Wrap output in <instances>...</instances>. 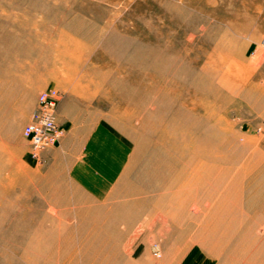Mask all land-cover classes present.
Instances as JSON below:
<instances>
[{
	"label": "rangeland",
	"instance_id": "1",
	"mask_svg": "<svg viewBox=\"0 0 264 264\" xmlns=\"http://www.w3.org/2000/svg\"><path fill=\"white\" fill-rule=\"evenodd\" d=\"M261 221L264 0H0V264H264Z\"/></svg>",
	"mask_w": 264,
	"mask_h": 264
},
{
	"label": "built area",
	"instance_id": "2",
	"mask_svg": "<svg viewBox=\"0 0 264 264\" xmlns=\"http://www.w3.org/2000/svg\"><path fill=\"white\" fill-rule=\"evenodd\" d=\"M59 100L60 94L54 88L40 91L35 107L22 128V138L29 143L34 159H38L43 150L55 145L63 137V129L56 122ZM153 250L154 255L159 256L156 247Z\"/></svg>",
	"mask_w": 264,
	"mask_h": 264
},
{
	"label": "bare ground",
	"instance_id": "3",
	"mask_svg": "<svg viewBox=\"0 0 264 264\" xmlns=\"http://www.w3.org/2000/svg\"><path fill=\"white\" fill-rule=\"evenodd\" d=\"M178 181H179V178L176 176L173 179H170V184L168 185V187L165 188V192L161 197H170L174 199H181V198L185 199L184 201L180 200L175 204L171 202H169L168 204L169 208L173 209L175 216L181 219L182 214H184L183 212H185L186 199L190 197L196 198L198 197V195L197 193L190 192V193H186L185 195L186 197H185L184 196L185 193L183 192V189L181 187H178V184H177ZM228 198L229 197H222L220 200H218V206L215 212L216 222L213 223L212 226L210 227L211 232L213 233L221 232L224 234V237L230 236L231 232L233 231V227L235 226V223H232V220H230V216H232V209L230 205L226 202ZM261 223H264V221H261ZM261 223L258 222L257 224L261 225ZM218 244L221 245V242H218Z\"/></svg>",
	"mask_w": 264,
	"mask_h": 264
},
{
	"label": "crops",
	"instance_id": "4",
	"mask_svg": "<svg viewBox=\"0 0 264 264\" xmlns=\"http://www.w3.org/2000/svg\"><path fill=\"white\" fill-rule=\"evenodd\" d=\"M58 124V123H57ZM59 125V124H58ZM60 126V125H59ZM61 127V126H60ZM62 128V127H61ZM185 262V261H184ZM181 263V264H191L190 262H191V260H189L187 263ZM178 264H180V262L178 263Z\"/></svg>",
	"mask_w": 264,
	"mask_h": 264
}]
</instances>
